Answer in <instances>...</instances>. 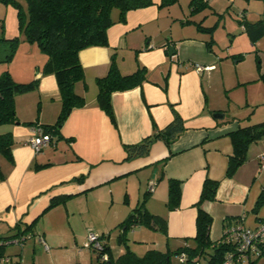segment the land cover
<instances>
[{"label":"crops","instance_id":"1","mask_svg":"<svg viewBox=\"0 0 264 264\" xmlns=\"http://www.w3.org/2000/svg\"><path fill=\"white\" fill-rule=\"evenodd\" d=\"M152 1L111 24L106 46L79 50L85 79L73 88L85 105L69 112L37 153L28 138L36 127L56 122L61 102L54 75L40 71L45 54L39 48H22L36 60L8 72L17 82L37 79L38 84L15 96L17 121L0 124V135L10 132L13 138L10 156L0 154V235L15 234L17 227L65 251L86 232L87 226L77 235L74 222L104 212L98 224H85L103 234L118 230L145 196L144 208L167 223L166 233L153 230L158 235L149 236L163 240L164 250H175L195 235V205L206 178L218 181L215 198L201 205L212 218L211 241L220 240L223 229L236 222L251 228L264 219V205L254 211L264 188V169L258 167L264 136L247 146L246 159L233 176L225 174L233 151L230 132L264 121V34L253 41L239 23L264 21V0H207L199 11L191 10V0ZM207 11L217 19L212 25L206 23ZM111 13L117 19V10ZM224 14L229 22L224 33L230 38L222 54L206 46L204 27L214 26L213 33ZM112 57L121 74L138 66L146 69L140 85L112 92L114 123L95 100L96 78L107 73ZM194 63L212 67L199 72ZM214 112L224 113L223 118H215ZM175 116L183 129L169 145L156 140L147 155L124 160L123 144L141 141L154 126L163 129ZM79 176L83 181L75 180ZM169 178L179 180L181 188L179 206L171 210L166 207ZM149 182L155 186L146 193ZM52 199L61 201L49 207ZM143 229L132 227L130 233L139 231L140 237L126 233L128 241L146 235ZM5 251L20 260L21 250Z\"/></svg>","mask_w":264,"mask_h":264},{"label":"trees","instance_id":"2","mask_svg":"<svg viewBox=\"0 0 264 264\" xmlns=\"http://www.w3.org/2000/svg\"><path fill=\"white\" fill-rule=\"evenodd\" d=\"M1 1L11 3L15 7L17 11V29L24 34L25 41L35 43L42 53L45 54L46 60L40 70L42 74H53L56 79L61 108L54 124L41 126L50 137L59 131V125L67 118L69 112L74 108L85 105L84 97L77 94L73 88L77 82H84L85 79L84 69L79 60V50L90 46H106L107 29L111 24L116 21H123L126 12L129 10L145 7L153 3L152 0H25L26 7H24L18 0ZM207 3V0H191V10L199 11L205 9ZM113 10H117V19L112 17L111 12ZM239 23L249 33L253 41L261 34H264V21L262 20L250 23L241 19ZM204 29L210 35L209 40L206 41V46L211 47L213 41L211 33L214 26L204 27ZM1 40L11 42L12 48L4 57V60H11L16 50L17 39L9 40L2 37ZM11 77L8 71L0 75V124H10L17 121V117L14 115L15 103H13L15 96L36 89L38 84L37 79H32L28 82H17ZM145 78L146 69L143 66H138L132 73L121 74L114 62V58H111L107 73L96 78L98 92L95 99L97 105L110 118L111 123L115 122L110 99L112 92L131 89L134 86L137 87ZM261 78H264V75ZM182 129V123L178 116H175L173 121L163 129H158L154 126L153 132L141 141L130 145L123 144L122 148L126 152L124 160L129 161L130 159L147 155L150 145L156 140H162L166 145H169ZM229 135L233 144V151L229 155L225 174L231 177L237 167L245 161L247 146L264 136V121L247 126H239L235 131L230 132ZM12 139L10 132L0 135V154L10 156L13 145ZM75 180L83 181V176H79ZM203 181L199 200L195 205L197 207L195 235L190 239L186 238V241H191V243H183L173 251L170 249L160 250L153 247L147 249L142 255L135 253L128 246L126 234L132 227L145 225L152 231L156 230L162 233L167 231V223L164 217L152 214L144 208V196L142 201L132 208L128 217L117 225L119 227L117 241L123 246V251L117 255V258L113 257L111 247H109L110 245L107 242L109 234H98L99 239L104 242L103 251L91 249L97 254V258H95L97 259V264H105L108 261L111 264H171L170 255L172 253L179 255L181 252L185 254V260L180 262V264H201V259L205 256H208L207 264H220L225 253L232 249V245L222 239L215 242L210 240L209 229L212 218L201 205L204 201L215 198L218 181L209 178ZM167 183L166 207L171 210L179 206L181 188L179 180L169 178ZM147 184L146 193H150L153 191L154 186L150 182ZM60 201L61 199H54L49 207H54ZM254 204L255 212L264 205V188H262ZM260 221H264V219H259L257 222ZM237 223L229 226H234ZM26 233L28 232L17 230L16 227L15 234L0 235V254L8 253L5 251L8 245L4 243L7 239ZM103 253L107 255L104 261L100 259ZM10 255L13 257V264H20L18 258H15L12 254ZM251 262L252 264H259L260 261L251 260ZM261 264H264V261Z\"/></svg>","mask_w":264,"mask_h":264},{"label":"rangeland","instance_id":"3","mask_svg":"<svg viewBox=\"0 0 264 264\" xmlns=\"http://www.w3.org/2000/svg\"><path fill=\"white\" fill-rule=\"evenodd\" d=\"M18 1L19 2L21 1L22 4L26 5L25 0H18ZM207 13H208L209 20H206V23L208 25H212V23H214L217 19L215 15H213V13H210V11H207ZM16 16H17V11L15 7L11 5V3L3 2L0 0V70L1 71L12 70L13 72L14 71L16 72L17 70L19 71L20 68H22L24 65H27V66L31 65L32 62L36 60V55L34 53L28 55L26 54L27 53L26 50L25 51L22 50V48H34L35 49L39 47L35 43L33 44V43H29L28 41H25L24 34L21 33L17 29L18 24H17ZM232 17L234 20L235 17L234 16ZM226 18H227V15L224 14L221 17V19L218 20L216 28L213 31V33H211L213 37L212 46L217 47L218 51L222 54L226 53L227 48L225 47L228 44L227 39L230 38L228 35H226V33H224L226 31L225 29L226 25L229 23L228 21H226L228 20ZM232 22L233 24H235L234 21ZM2 37H5L9 40L15 39V38L17 39L16 41L17 43L15 45L16 50H15V53H13L14 56L11 60H4L6 53H8L10 48H12L11 42L2 41L1 40ZM209 38H210V35L208 34V36H206V39L209 40ZM219 47H222V48H219ZM101 213L102 215H106V213L104 212H101ZM101 213L98 212L95 215L90 214L87 216H83L81 218V222L79 221L80 224L77 223L76 225L74 222L73 224L75 226H73V224L71 225L73 226V229L75 230L77 235L81 233V229H84L85 226H87L86 232L84 234L83 239H80L78 244H75V245L67 244L69 247H67L68 249H66L65 251H62L64 249L60 250L55 247L52 248L49 242L45 241L49 249V251H46L45 249H43L44 247L42 248V245L39 243L40 237L35 236L36 238H34L32 237L33 236L32 233L30 232L27 233L28 237H26L25 243H23L22 245L9 244L7 247L13 248V249L17 248L18 250H21L20 256H19L20 264H77L75 262H77L78 260L79 261L81 260V262H83L84 264H97V259H95L97 258L96 252H93L91 249L82 248L81 246H83V243L86 241V237H87L86 234L89 229H92L94 232L101 234V231L98 232L92 227H90V225L85 224V223L98 224L101 220L100 218ZM141 226L145 228L143 230H145L146 235H143V236L141 235L140 239L134 238L136 239L135 240L136 242L134 243L132 237H140L139 236L140 234L138 233L139 231L134 232V234L130 233L131 231H128L127 234L132 236L130 237L131 240L128 241V246H130V248L138 255H142L145 252L146 245H148L149 248L154 247L160 250H164L165 248H164V245L162 244L163 240L161 239L158 240L155 237L149 236V234L158 235V233L152 231V229H150L149 227L145 225H141ZM117 233H119V229L114 230V228L111 229V232L104 233V234H109V236L107 237V242L110 245L109 247H111L112 253L116 258H117V255L123 251V246H121V244H119L117 241ZM120 249H122L121 252H120ZM170 249L171 251H173L174 249L173 246H171ZM77 254H81V256ZM207 259H208V256H205L204 258H202L201 264H207ZM170 262L171 264H180L178 254L172 253L170 255ZM244 264H249V262L246 261Z\"/></svg>","mask_w":264,"mask_h":264},{"label":"built area","instance_id":"4","mask_svg":"<svg viewBox=\"0 0 264 264\" xmlns=\"http://www.w3.org/2000/svg\"><path fill=\"white\" fill-rule=\"evenodd\" d=\"M243 28V27H242ZM196 71L202 72L203 70L210 69L212 66H203L198 63L192 64ZM50 135L41 127H36L33 135L28 138V144L32 149V152L37 153L42 150L50 141ZM259 168L264 169V151L259 155ZM153 186L155 183L151 182ZM223 235L221 237L224 242L231 243L232 249L225 253L223 261L220 264H244L246 261L252 264L251 260L260 261L259 264L264 261V221L257 222L255 226L249 227L244 225L242 222L237 223L234 226H229L223 229ZM86 241L83 243V248L86 249H96L98 251H103V240L99 239L97 232L89 229L87 232ZM28 234H19L18 237L7 239L4 243L9 244H19L22 245L23 241L26 240ZM43 249L48 251V246L40 238ZM1 243V241H0ZM185 254L181 252L179 256V261L183 262L185 260ZM107 255L103 253L101 260H106ZM13 257L8 253L0 254V264H13ZM255 262V261H254ZM256 264V263H254Z\"/></svg>","mask_w":264,"mask_h":264},{"label":"water","instance_id":"5","mask_svg":"<svg viewBox=\"0 0 264 264\" xmlns=\"http://www.w3.org/2000/svg\"><path fill=\"white\" fill-rule=\"evenodd\" d=\"M213 116L215 117V118H223V116H224V113H221V112H214L213 113ZM167 260H168V258H167ZM105 264H111V262L110 261H108L107 263H105Z\"/></svg>","mask_w":264,"mask_h":264}]
</instances>
